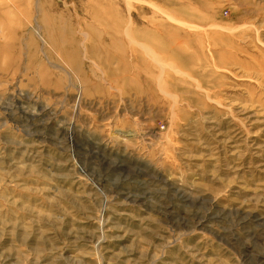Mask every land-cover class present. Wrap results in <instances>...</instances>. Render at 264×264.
I'll list each match as a JSON object with an SVG mask.
<instances>
[{
	"label": "rangeland",
	"instance_id": "1",
	"mask_svg": "<svg viewBox=\"0 0 264 264\" xmlns=\"http://www.w3.org/2000/svg\"><path fill=\"white\" fill-rule=\"evenodd\" d=\"M0 264H264V0H0Z\"/></svg>",
	"mask_w": 264,
	"mask_h": 264
},
{
	"label": "bare ground",
	"instance_id": "2",
	"mask_svg": "<svg viewBox=\"0 0 264 264\" xmlns=\"http://www.w3.org/2000/svg\"><path fill=\"white\" fill-rule=\"evenodd\" d=\"M167 67V66H166Z\"/></svg>",
	"mask_w": 264,
	"mask_h": 264
}]
</instances>
